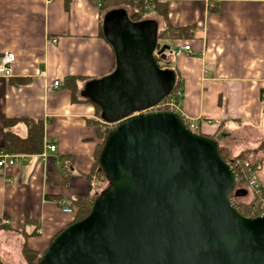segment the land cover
<instances>
[{"label": "crops", "instance_id": "crops-1", "mask_svg": "<svg viewBox=\"0 0 264 264\" xmlns=\"http://www.w3.org/2000/svg\"><path fill=\"white\" fill-rule=\"evenodd\" d=\"M158 1L168 3L175 29L190 28L188 40L160 38L161 20L149 17L156 23L158 52L165 49V64L163 56L157 63L179 85L178 114L197 121L200 135L227 148L233 158L258 149L264 143V0ZM100 18L99 0H0V56L16 55L13 77L0 78V152L7 120L44 125L42 154L14 155L15 166L0 168V221L10 222L1 223L2 264H27L25 247L38 258L47 252L75 220L76 215L63 212L60 200L103 192L90 175L101 144L94 124L104 119L87 88L112 74L117 59L100 34ZM69 77L81 79L80 102L72 101L64 87ZM12 131L27 133L23 124ZM262 157L264 152L257 153ZM64 166L69 183L51 184L49 174L61 173ZM256 176L264 192V159ZM243 191L247 197L248 188Z\"/></svg>", "mask_w": 264, "mask_h": 264}, {"label": "water", "instance_id": "water-1", "mask_svg": "<svg viewBox=\"0 0 264 264\" xmlns=\"http://www.w3.org/2000/svg\"><path fill=\"white\" fill-rule=\"evenodd\" d=\"M105 31L116 69L87 90L113 125L99 156L108 187L38 264H264V216L231 202L237 175L218 143L176 112H148L175 86L156 60V25L118 12Z\"/></svg>", "mask_w": 264, "mask_h": 264}, {"label": "trees", "instance_id": "trees-1", "mask_svg": "<svg viewBox=\"0 0 264 264\" xmlns=\"http://www.w3.org/2000/svg\"><path fill=\"white\" fill-rule=\"evenodd\" d=\"M96 1V0H95ZM100 1V34L107 38L105 26L107 18L114 13L120 12L123 14L127 19L134 23H152L156 24L153 20H151L149 17L153 16L155 18H158L162 22V29L159 32L160 38H169V39H182V40H188L190 38V28H181V29H175L169 19V5L167 2H161L158 0L153 1V6L150 14L146 12V6L147 2L144 0H99ZM157 62H160L159 58L156 57ZM81 81L79 78L69 77L65 80L64 87H66L68 90L71 91L72 94V101L74 102H80L78 99V83ZM23 81H19V85L23 84ZM179 85L177 84L172 92L170 94H176L178 92ZM90 102L94 103L93 100H89ZM97 109V114L100 117L101 120H103V112L102 109L94 103ZM104 122H101V124L96 123L94 124L97 127V130L100 132V139L101 144L97 148L96 152V164L92 170V173L90 175V180L93 184H99L102 181L108 182L105 174L101 170V167L99 165V156L102 151V148L104 146L107 134L102 132V128L105 125ZM18 124H23L26 129L27 133L25 136H22L14 131H12L13 128H15ZM6 131L4 136V146L3 150L10 152L13 155L18 154H27V155H39L42 154L44 149V125L42 122L39 121H11L7 120L5 123ZM209 138V137H208ZM219 152L221 155L222 160L229 164L234 172L237 175V187L236 191H243V189L248 188V170L251 169L254 172H257L260 168V164L264 157L262 158H256L257 153L264 152V143H261L256 150H251L242 153L240 156L233 158L230 154L229 150L227 148L219 146ZM254 155L255 157L251 159V156ZM237 163L239 166H236ZM246 163L249 164V168L245 167ZM70 175L67 170V168H63L61 173H50L48 177V181L57 186H64L69 183ZM235 194V192L230 196ZM253 200L250 204H234L235 208L238 210L240 214H242L244 217H250L251 210L253 207L259 206L261 203V199H264V192L262 189H259V191H253ZM236 196V194H235ZM98 197V196H97ZM91 198L90 196H78L70 201V206H74L77 210L75 220L73 221V224L78 223L86 219L94 206V203L97 199ZM70 225V226H71ZM5 229L4 226L0 223V230ZM60 235V234H59ZM24 258L26 260L27 264H38L40 258H38V255L28 250L26 247L24 248ZM0 264L1 261H0Z\"/></svg>", "mask_w": 264, "mask_h": 264}, {"label": "built area", "instance_id": "built-area-1", "mask_svg": "<svg viewBox=\"0 0 264 264\" xmlns=\"http://www.w3.org/2000/svg\"><path fill=\"white\" fill-rule=\"evenodd\" d=\"M152 10V4L148 1L146 6V12H150ZM56 43V41H53ZM183 50L186 52H190L191 48L190 46L183 47ZM16 62V55L12 52H4L0 56V78L4 79H10L13 77V66ZM42 76H44V72L41 73ZM60 85L59 82L54 83V87L57 88ZM177 94H169L164 100H162L158 105L152 107L148 112H177ZM184 124L186 127L192 131L193 133L199 134L201 133L200 125L197 121L194 120H188L186 118H182ZM199 121V120H198ZM203 121L210 122L209 119L206 118L203 119ZM200 122V121H199ZM113 128L112 124L105 123L104 127L102 128V132L105 134H108L109 131ZM48 149L50 152L55 153L56 147L55 146H48ZM17 163V158L14 155L9 154L6 151L0 152V168H7L15 166ZM236 166H239L237 163ZM245 167L249 168V164L246 163ZM248 189L252 192L259 191L260 187L257 184V176L256 172L252 171L251 169L248 170ZM238 198V197H237ZM235 199V198H234ZM231 198V202L233 205L235 204V200ZM70 201L67 199H63L59 201V206L62 208L63 212L66 214L76 215V208L73 206H70ZM259 216H264V199H261V203L259 206L253 207L251 210V214L249 218H256ZM0 223H3L4 225H9L10 222L6 220L0 221ZM41 231H39L40 233Z\"/></svg>", "mask_w": 264, "mask_h": 264}, {"label": "rangeland", "instance_id": "rangeland-1", "mask_svg": "<svg viewBox=\"0 0 264 264\" xmlns=\"http://www.w3.org/2000/svg\"><path fill=\"white\" fill-rule=\"evenodd\" d=\"M151 20H154V18H152ZM158 52V51H157ZM156 52V53H157ZM156 56H158V54H156ZM162 60V59H161ZM163 61H164V64H165V59H163ZM163 63H161V65H162ZM163 64V65H164ZM162 65V66H163ZM101 184V192L102 191H104V190H106L107 189V187H108V182L106 183V182H101L100 183ZM249 190V189H248ZM236 192V191H235ZM251 190H249L248 191V193H249V195L247 196V197H239V198H237L236 196H235V194L232 196V199H234L235 200V204H250L251 202H252V200H253V195L251 194Z\"/></svg>", "mask_w": 264, "mask_h": 264}]
</instances>
